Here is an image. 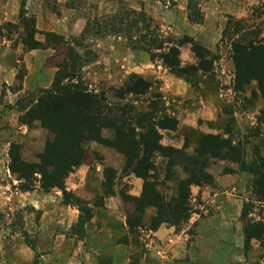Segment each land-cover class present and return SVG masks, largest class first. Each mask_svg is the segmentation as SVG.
<instances>
[{"label": "rangeland", "instance_id": "374dc122", "mask_svg": "<svg viewBox=\"0 0 264 264\" xmlns=\"http://www.w3.org/2000/svg\"><path fill=\"white\" fill-rule=\"evenodd\" d=\"M136 13H143L151 21L150 34L164 44L178 45L181 67H191L187 73L189 82L172 75L157 56L151 60V54L132 49L122 34L115 31L120 30L119 22L115 26L107 24L122 16L128 25ZM30 21L37 32L34 39L44 46L42 50H29L23 44L22 29ZM135 26L134 31L144 33L143 22ZM127 28L124 35L130 37L133 32ZM42 33L60 36L65 43L58 45L45 40ZM135 35L134 39L143 41L139 33ZM185 39L196 43L203 61L212 58V71H203L190 44H179ZM248 41L264 45V0L253 4L247 0H0V264H264V243L253 240L247 250L243 247L240 212L246 200L251 199V191L248 176L238 173L235 165L216 162L211 167L212 173L224 176L230 170L228 175H233L224 188L219 184L213 186V180L208 185L215 190L211 194L219 193L217 204L227 208L213 207L208 198L201 201L193 197L188 220L172 226L175 232H185L188 247L198 236L197 223L190 220L213 217L230 224L220 229L217 222L214 235L211 229H205L208 235L201 240L208 243L199 247L207 253L200 257L199 247L193 246L195 250L183 258H164L165 244L153 237L158 228H150L154 210H147L135 229L127 227L131 205L122 197H134L130 191L135 179L132 175L122 176L123 157L114 149L95 142L83 143L86 158L80 167H86V171L78 178L71 177L79 168L76 167L64 181L65 189L71 191L67 187L79 178L82 180L79 192L71 191L92 212L82 232L73 230L79 215L77 209L63 205L57 189L42 191L37 171L28 191L22 187L24 182L9 171L11 146L18 147L24 163L40 164L39 156L52 137L39 122L23 124L20 120L35 105L41 91L50 87L60 65L76 69L74 78L63 80L64 84L81 85L88 92L102 94L112 107L127 104L137 115L152 111L158 117L166 114L177 118L199 107L201 100L218 96L220 116L207 125L203 135H221L229 125L233 144L238 141L244 144L247 156L251 145L264 148L263 104L243 98L239 89L247 85L237 88L234 82L232 47ZM65 44L74 56L66 55ZM131 75L150 85L148 94L117 99L114 92L124 87ZM184 87L189 97L172 93L183 91ZM152 103H158L157 110ZM133 112H128L129 119L133 118ZM235 113L242 119L236 118ZM254 131L259 135L256 138ZM191 132L166 133L164 137L174 141L182 135L195 142ZM101 137L112 141L113 132L103 130ZM162 161L157 158L156 165ZM106 168L117 173L113 180L115 196L102 199L101 206L94 207L97 196L103 195L102 174ZM180 177H184L182 172L160 188L167 199ZM157 179L162 185L163 177L159 175ZM225 188L230 190L229 195L221 194ZM253 217L257 219L256 215ZM56 236L59 242L55 241ZM225 237H231L232 241L223 240Z\"/></svg>", "mask_w": 264, "mask_h": 264}, {"label": "trees", "instance_id": "16d2710c", "mask_svg": "<svg viewBox=\"0 0 264 264\" xmlns=\"http://www.w3.org/2000/svg\"><path fill=\"white\" fill-rule=\"evenodd\" d=\"M121 18L122 16L120 20L118 17L112 18L107 24L115 26L119 22L120 30L115 31L122 34L126 43L131 44L132 49L151 54V60L157 56L162 66L172 75L183 78L186 83L189 82L187 73L191 67L188 69L181 67L178 59V45L164 44L157 36L150 34L148 29L151 21L143 13H136L134 21H129L128 25L127 20ZM139 21L143 22L144 26L142 34L137 29V32L133 30ZM33 24L34 22L30 21L22 29L25 34L23 44L29 50H42L44 49L42 43L34 39L37 32ZM126 28L128 31L131 29L132 36L124 35ZM138 33L143 41L134 39V35L138 36ZM42 34L45 40L50 39L55 44L65 43L62 37L53 33ZM179 44H190L191 52L199 60L201 67L204 68L203 71H212L214 61L212 58L203 61L192 39L181 40ZM253 44L248 41L245 45L232 47L234 82L237 88H241V85H248L254 81L257 84V90L264 97V45ZM65 45H67L66 55L74 56L70 46ZM58 69L50 87L41 91L35 105L20 120L23 124L39 122L52 137L39 156L40 164L24 163L20 160L18 147L11 146L9 171L19 181L24 182L22 185L24 191H28L31 187L33 174L37 171L41 175L42 191L50 192L57 189L61 192L62 204L77 209L79 215L73 230L82 232L92 217L91 209L71 191L65 189L64 181L74 168L83 164L86 158L82 144L95 142L114 149L123 157L122 176L132 175L142 180V191L139 197H122L131 205L126 220L129 230L141 225L147 210L155 211L150 228L156 230L161 224L176 227V223L181 220L187 221L190 217V188L204 184L210 185L212 178L206 170L211 162H226L235 165L238 173H246L251 177V199L246 200L240 212L243 225V247L247 250L253 240L264 243V148L251 145V153L247 156L244 144L239 141L233 144L232 129H229V125L221 135H200L195 141L192 154L186 152L189 143L186 140L181 149L162 146L160 133L176 131L178 125L176 117L166 114L158 117L152 111L146 115H137L135 111L133 112V107L127 104L112 107L107 104L102 94L88 92L81 85L63 83L65 79L74 78L75 67L67 68L60 65ZM124 85L114 92V96L119 100H124L127 95H132L133 98L143 97L148 94L150 88L147 82L135 75H131ZM239 90L242 91V89ZM157 105L158 103H152L156 110ZM153 108L150 109L154 110ZM130 111L133 112L132 119L127 117ZM103 130L113 132L112 141L101 137ZM253 133L255 138L259 136L257 131ZM157 158L163 160L159 166L156 165ZM178 170L185 174V179L177 181L172 188L171 196L167 199L160 192V188L165 183L172 182ZM229 173L231 171L227 170V174ZM116 174V171L112 169L103 170L101 184L103 195L97 196V204L94 207H100L102 199L115 196L113 180L116 179ZM159 175L163 177L162 185L157 179ZM255 204L258 206L256 207ZM255 208L258 210L254 213ZM253 215H256L257 219Z\"/></svg>", "mask_w": 264, "mask_h": 264}, {"label": "crops", "instance_id": "0c3cea01", "mask_svg": "<svg viewBox=\"0 0 264 264\" xmlns=\"http://www.w3.org/2000/svg\"><path fill=\"white\" fill-rule=\"evenodd\" d=\"M249 2V4H253L259 0H247ZM234 68V67H233ZM249 88V89H248ZM186 90H187V87H184V90L183 91H180V90H177V91H172V93L174 95H178L180 96L181 93L184 95V96H187L189 97V94L186 93ZM240 95L243 96V98L245 99H248V100H259L260 103L263 104V107H262V111L264 110V97L259 93V91L257 90V84L256 82L252 81L250 82V84H248L245 88H243L242 91L239 92ZM221 97V96H219ZM218 102H219V99H218V96H215L213 97L211 100H201L199 102V107L195 108V109H191L190 112H185L184 114H181L180 116H178L176 119L178 121V125H177V129L176 131H162L160 134H161V141H160V144L162 146H170V147H173L175 149H181L184 145V142H185V139H187L189 141L188 143V147L186 149V152L188 154H192L193 152V149L195 147V142H193V138L191 137H186L184 138L182 135L177 136V138L173 140L171 139H168L169 141H167L164 136L166 133H173L175 135H177L180 131H183V130H186V131H192L191 133H193V136L195 138L194 141H196V139L200 136V134H205L206 133V127L207 125H209L210 123H213L215 122L218 118H219V108H218ZM236 116V118H238L239 120L242 119V116L239 114V113H235L234 114ZM248 118V116H247ZM250 124H253L254 122H251L249 121ZM248 123V124H249ZM172 136V135H171ZM191 152V153H189ZM216 162H219V161H215V162H211V164L209 165L208 169L206 170L207 174L212 178L213 180V186L214 185H223L222 188H224L225 186V182H228V178H231L233 177V175H224V176H221V175H218L217 173H212V166H214ZM86 167H83V166H79V168H77V170H75L72 174H70L71 177H77L79 176L80 173H84L86 171L85 169ZM176 176H179V173H180V170L176 171ZM183 174V173H182ZM242 174H246V173H242ZM184 177H180L182 179H185V174H183ZM243 176V175H242ZM245 176H248V183H249V188H250V184H251V177L250 175L246 174ZM133 178L135 179V184H134V188L131 192V195L134 196V197H139L140 194H141V191H142V180L140 179H137L133 176ZM70 178H68L66 180V187H67V181L69 180ZM181 179V180H182ZM80 181V182H77V181ZM77 181H74L73 185H70L69 187H67L68 190H71L73 192H76L78 193L79 192V189L81 186H82V180L79 178ZM180 180V179H178ZM162 188V187H161ZM213 187L211 188V186H208V185H203V186H192L190 188V193H191V198L193 197H198L201 201L203 200H207L210 199V202L213 203V207H217L219 209H221V207H224V208H227L228 206H220L218 203V200H217V197H219V193L218 192H213L211 194L212 191H215V190H212ZM229 189V188H228ZM171 191V190H169ZM230 190H227L226 188L224 189V192L221 193V194H227L229 195ZM171 193V192H170ZM166 195V194H165ZM164 195V196H165ZM170 195H168V198H169ZM150 211V210H148ZM221 220V219H220ZM194 223L196 222L197 223V233H198V236L196 237V242L194 243H190L189 246L187 247V244H186V238H187V235L185 234V232L182 230L180 232H175V229L174 227L170 226V225H167V224H162L161 226L158 227V229L153 233V237L155 238V240H157L158 242H161L162 244H165V247L166 249L164 251H162V254H164V258H183L186 253L187 255L190 253L193 252V246L195 247H199L200 245L202 246L203 244H206L208 243V241H203L201 240L202 237L206 234L208 235V231H205V229H211V235H214V233L216 232L217 233V225L216 223L219 222L218 219L216 218H210V219H197V220H190V223ZM219 225V228L220 229H224V228H228V226L230 225L228 223L227 220H223L220 221L218 223ZM58 236L55 237V241L59 242ZM232 238L231 237H225L223 240H226L227 242H230L232 241L231 240ZM239 242L242 243V239L239 235ZM170 242V243H168ZM171 244V245H168V244ZM211 245V244H209ZM205 245H203L204 247ZM195 250V249H194ZM199 255L200 257L202 256V254H205L207 253L206 249L202 248V247H199ZM162 256V255H161Z\"/></svg>", "mask_w": 264, "mask_h": 264}]
</instances>
